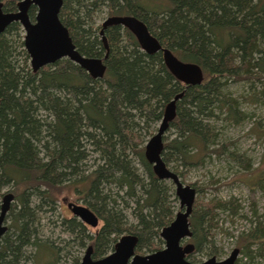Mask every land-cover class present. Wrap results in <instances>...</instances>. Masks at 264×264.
Masks as SVG:
<instances>
[{"label": "trees", "instance_id": "16d2710c", "mask_svg": "<svg viewBox=\"0 0 264 264\" xmlns=\"http://www.w3.org/2000/svg\"><path fill=\"white\" fill-rule=\"evenodd\" d=\"M17 2L2 0V10L16 11ZM35 11L30 7L31 20ZM102 14L103 21L138 19L162 48L197 64L202 81L185 86L167 69L161 51L144 52L119 25L104 29L105 47L96 22ZM58 17L76 50L102 59L105 70L94 79L61 59L34 73L19 23L0 34V204L5 192L14 197L6 215L10 225L0 238V264H59L62 250L44 239L40 221L42 213L56 212L63 188L101 222L89 234L76 218L61 219L60 227L81 249L88 244L100 258L127 234L136 236V252L159 251L160 232L172 222L177 199L172 184L154 174L144 146L166 105L182 92L166 130L170 136L163 137L165 166L181 178L206 157L224 155L250 170L241 155L218 143L216 123L247 119L229 90L233 84L246 88L242 99H261L253 84L264 76V0H62ZM256 183L264 195L260 179ZM218 212L235 214L234 201L193 206L195 253L219 256L213 240ZM250 222L238 236V249L253 264L264 258V218L255 208ZM44 255L49 259L41 262Z\"/></svg>", "mask_w": 264, "mask_h": 264}, {"label": "water", "instance_id": "95a60500", "mask_svg": "<svg viewBox=\"0 0 264 264\" xmlns=\"http://www.w3.org/2000/svg\"><path fill=\"white\" fill-rule=\"evenodd\" d=\"M35 7L34 19L28 15L30 7ZM62 0H19L16 11L4 12L0 0V34L14 22L19 23L23 31V45L29 57L32 72L50 66L61 59H68L85 70L92 78L101 79L104 74V64L100 58L82 56L73 45L68 30L59 20ZM109 25H119L128 29L137 39L140 48L148 53L162 52L163 61L172 75L185 86H194L202 81L201 68L197 64L185 63L177 59L168 49L162 48L159 42L148 32L146 26L132 16L108 17L102 23L100 35L106 47L104 29ZM183 96L177 94L164 109L157 131L144 146V156L153 167V172L160 180L169 181L174 188V195L179 203L172 222L160 232L164 246L161 250L138 255L135 253L137 238L135 235H125L119 238L113 251L99 260H92V247L88 246L79 264H192L186 260L194 246L191 243L182 245L192 235L189 217L193 210L196 191L185 185L178 175L165 166L160 153L163 147V137L168 123L175 117V104ZM11 193L5 194L0 204V238L7 232L6 215L13 201ZM67 208L83 224L96 228L98 219L86 206L73 203ZM239 256V249L234 248L223 260L210 257L196 264H234Z\"/></svg>", "mask_w": 264, "mask_h": 264}, {"label": "rangeland", "instance_id": "374dc122", "mask_svg": "<svg viewBox=\"0 0 264 264\" xmlns=\"http://www.w3.org/2000/svg\"><path fill=\"white\" fill-rule=\"evenodd\" d=\"M105 16L102 14L96 19L98 25L103 23ZM253 88V90L262 92L261 99H257V102L242 99L246 88L241 84H233L229 88L233 96L238 97L241 111L246 113L247 119L242 124L233 125L221 121L216 123V130L219 134L218 143L226 145L229 151L241 155L244 162L249 163L250 170L246 172L239 165L230 162L224 155L219 157L211 155L206 157L201 165L184 170V175L180 178L185 185H192L191 187L198 189L193 206L204 204L210 200L232 199L235 203V214L231 216L229 212H218L214 221L216 226L213 230V240L215 247L220 251L219 256L215 257L217 260L226 258L234 248L240 249L238 236L251 226L250 219L254 208L257 214L264 218V195L256 186L258 179L264 186V76L260 83L253 84ZM158 126L159 124H156L153 134L156 133ZM165 135L170 136L167 132ZM9 190V187L4 189V191ZM69 203L84 206L71 190L63 188L58 196L56 212L54 214L42 213V216L40 214V227L44 239H48L55 247L62 250L59 254V264H72L73 259L83 256L88 245L86 244L81 249L78 242L73 240V236L66 233L59 225L61 219L74 218L67 208ZM175 205L176 212H178V200ZM5 224L8 227L10 219H7ZM85 227L86 233L90 234L101 227V222L99 221L96 228ZM206 252V250L196 252L190 260L205 261L209 258ZM48 259V255H44L40 261L46 262ZM237 260L241 264L247 262L251 264L240 254ZM253 264H264V258L254 260Z\"/></svg>", "mask_w": 264, "mask_h": 264}, {"label": "flooded vegetation", "instance_id": "af4514ba", "mask_svg": "<svg viewBox=\"0 0 264 264\" xmlns=\"http://www.w3.org/2000/svg\"><path fill=\"white\" fill-rule=\"evenodd\" d=\"M19 1V0H18ZM36 12V11H35ZM34 16H35V14H34ZM30 18V17H29ZM34 19V18H33ZM32 19V20H33ZM176 214V213H175ZM175 217V216H174ZM75 218V217H74ZM77 219V218H76ZM174 219V218H173ZM78 220V219H77ZM81 222V221H80ZM84 226H87V225H85L84 224ZM98 226V225H97ZM89 227V226H88ZM125 235H127V234H125ZM125 235H122V236H125ZM121 236V237H122ZM191 237H192V235H191ZM191 237L189 238V239H187L186 241H184L183 243H182V245H185V244H187V243H191V244H193L190 240H191ZM119 240V239H118ZM117 240V241H118ZM116 244V243H115ZM114 244V245H115ZM88 246H90V245H87V247ZM163 246H164V244H163ZM193 246H194V244H193ZM86 247V248H87ZM92 247V246H91ZM114 248V247H113ZM163 248V247H162ZM86 250V249H85ZM113 251V250H112ZM112 251H110L108 254H110ZM85 252V251H84ZM135 253L136 254H138V255H146V254H140V253H138V252H136V248H135ZM195 253V246H194V249H193V251L189 254V255H193ZM108 254H106V255H104V256H102V257H100V258H95L94 256H93V247H92V256H91V258H92V260H99V259H102V258H104L105 256H107ZM147 254H149V253H147ZM84 255V254H83ZM188 256V255H187ZM187 256H186V260L188 261V262H190V263H192V264H196V263H200V262H196V261H193V260H189V259H187ZM83 257V256H82ZM81 257V258H82ZM81 258L79 257V262H78V264L80 263V261H81ZM210 258V257H209ZM203 262V261H202Z\"/></svg>", "mask_w": 264, "mask_h": 264}, {"label": "bare ground", "instance_id": "6f19581e", "mask_svg": "<svg viewBox=\"0 0 264 264\" xmlns=\"http://www.w3.org/2000/svg\"><path fill=\"white\" fill-rule=\"evenodd\" d=\"M30 69H31V68H30ZM31 71H32V70H31ZM173 192H174V188H173ZM7 193H10V192H5L4 195L7 194ZM11 194H12V193H11ZM4 195H3V196H4ZM12 195H13V194H12ZM174 196H175V195H174ZM175 198H176V197H175ZM176 199H177V198H176Z\"/></svg>", "mask_w": 264, "mask_h": 264}]
</instances>
